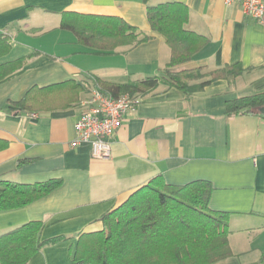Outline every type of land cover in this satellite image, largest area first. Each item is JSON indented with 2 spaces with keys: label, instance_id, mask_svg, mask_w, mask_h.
I'll return each instance as SVG.
<instances>
[{
  "label": "crops",
  "instance_id": "obj_1",
  "mask_svg": "<svg viewBox=\"0 0 264 264\" xmlns=\"http://www.w3.org/2000/svg\"><path fill=\"white\" fill-rule=\"evenodd\" d=\"M167 2L186 6L185 29L207 38L182 68L210 72L240 65L242 75L189 94L164 85L140 86L169 62L165 39L146 19L147 7ZM64 13L120 18L148 40L99 52L60 28ZM0 36L11 45L1 62L26 59L21 70L0 82V140L7 142L0 151V179L23 185L61 180L48 196L0 212V235L37 221L44 225L42 241L67 238L43 247L27 264H72L77 236L101 230V216L155 177L171 186L210 184L208 207L229 215L232 253L215 264H264V118L225 115L226 101L264 91V24L226 0H0ZM96 79L142 92L114 134L108 160L92 158L74 130L80 102ZM66 81L83 87L71 107L14 112L11 103L32 87Z\"/></svg>",
  "mask_w": 264,
  "mask_h": 264
},
{
  "label": "trees",
  "instance_id": "obj_2",
  "mask_svg": "<svg viewBox=\"0 0 264 264\" xmlns=\"http://www.w3.org/2000/svg\"><path fill=\"white\" fill-rule=\"evenodd\" d=\"M189 10L177 2L146 8L150 29L165 39L170 51L169 62L158 76L147 77L139 85L154 89L159 85L175 88L184 94L202 91L217 80H233L244 72L240 65L225 66L202 73L204 68H182L207 43V38L185 29ZM60 28L72 32L78 42L99 52L119 47H136L148 36L116 17L64 13ZM9 40L0 36V59L9 53ZM25 58L0 61V82L22 69ZM206 81L191 85V81ZM113 97L142 93L128 84L94 80ZM83 87L66 81L43 88L32 87L22 99L11 103L17 114L66 109L78 101ZM264 91L228 100L225 115H260ZM7 142L0 140V151ZM61 180L23 185L0 179V212L23 208L52 193ZM212 188L195 181L171 186L160 177L150 180L119 207L101 216L102 229L77 236L71 253L72 264H215L232 256L228 243V217L208 207ZM44 225L33 221L0 235V264H27L43 247L67 240L40 238Z\"/></svg>",
  "mask_w": 264,
  "mask_h": 264
},
{
  "label": "built area",
  "instance_id": "obj_3",
  "mask_svg": "<svg viewBox=\"0 0 264 264\" xmlns=\"http://www.w3.org/2000/svg\"><path fill=\"white\" fill-rule=\"evenodd\" d=\"M236 1L244 17L264 24V0ZM136 100L128 95L113 97L100 87L93 86L80 102L81 114L74 123L76 142L90 146L91 157L108 160L111 157V140L120 128L124 116L134 109Z\"/></svg>",
  "mask_w": 264,
  "mask_h": 264
},
{
  "label": "water",
  "instance_id": "obj_4",
  "mask_svg": "<svg viewBox=\"0 0 264 264\" xmlns=\"http://www.w3.org/2000/svg\"><path fill=\"white\" fill-rule=\"evenodd\" d=\"M260 115L264 116V106L259 109Z\"/></svg>",
  "mask_w": 264,
  "mask_h": 264
},
{
  "label": "rangeland",
  "instance_id": "obj_5",
  "mask_svg": "<svg viewBox=\"0 0 264 264\" xmlns=\"http://www.w3.org/2000/svg\"><path fill=\"white\" fill-rule=\"evenodd\" d=\"M202 73L204 74V73H207V72L205 70H203Z\"/></svg>",
  "mask_w": 264,
  "mask_h": 264
}]
</instances>
